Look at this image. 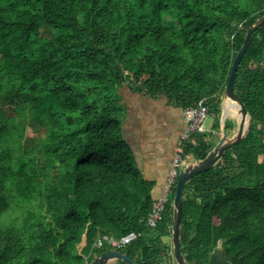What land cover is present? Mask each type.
<instances>
[{
    "label": "trees",
    "instance_id": "16d2710c",
    "mask_svg": "<svg viewBox=\"0 0 264 264\" xmlns=\"http://www.w3.org/2000/svg\"><path fill=\"white\" fill-rule=\"evenodd\" d=\"M262 15L264 0H0V264H90L113 251L97 237L129 232L140 236L117 251L135 264H176L164 241L175 184L146 227L153 182L123 137L117 89L181 110L205 98L220 112L232 61ZM233 89L250 124L184 185L188 264H209L218 244L229 264H264V23ZM234 127L224 121L225 135ZM214 146L193 133L182 156L201 160Z\"/></svg>",
    "mask_w": 264,
    "mask_h": 264
},
{
    "label": "crops",
    "instance_id": "0c3cea01",
    "mask_svg": "<svg viewBox=\"0 0 264 264\" xmlns=\"http://www.w3.org/2000/svg\"><path fill=\"white\" fill-rule=\"evenodd\" d=\"M120 93L128 95V107L122 103L125 109L122 121L123 137H126L125 140L133 151L136 167L144 178L153 182L151 195L153 199H157L164 190L168 173L172 168L175 145L185 130L186 122L182 110L171 106L163 96H159V99L150 98L145 94L133 92L126 85L121 88ZM142 123L146 124V128L148 127L147 131ZM222 129L211 127L214 133L210 138L215 144L222 135H225L221 133ZM150 130L153 134L158 133L154 134V137L159 142L152 143L148 135ZM172 131L175 132L174 138L167 145L165 141L170 138ZM159 138L165 141H160ZM166 147H169L167 154L162 156L160 153L167 149ZM213 262V264H227L225 257L213 259Z\"/></svg>",
    "mask_w": 264,
    "mask_h": 264
},
{
    "label": "water",
    "instance_id": "95a60500",
    "mask_svg": "<svg viewBox=\"0 0 264 264\" xmlns=\"http://www.w3.org/2000/svg\"><path fill=\"white\" fill-rule=\"evenodd\" d=\"M263 23H264V15L258 18L256 22H254L252 25H250L247 28L244 34L243 42L232 61L230 73L224 87L223 98L236 101L239 105V112L242 117L240 122L236 121L235 132L230 137H227L226 135H222L215 144V146L207 153V155L203 159L187 164L185 167L179 170L176 176L175 192L172 200V219H171V235H170L172 255L176 264H188L181 253L180 237H179L184 185L193 176L205 172L209 170L212 166H214V164L222 157L225 150L238 144L243 139L249 127L251 117L248 114L243 102L234 92L233 86H234V79L238 64L246 51L250 36ZM111 260H121L125 264H135V262L132 259H130L126 254L120 251H110L106 254H103L95 258L90 264H106Z\"/></svg>",
    "mask_w": 264,
    "mask_h": 264
},
{
    "label": "built area",
    "instance_id": "2783aa9c",
    "mask_svg": "<svg viewBox=\"0 0 264 264\" xmlns=\"http://www.w3.org/2000/svg\"><path fill=\"white\" fill-rule=\"evenodd\" d=\"M208 114L209 107L205 98L200 100L195 106L187 107L182 110L183 119L186 122L185 130L174 148L172 168L168 173L164 190L162 194L153 201L151 209L145 219L146 227L154 228L161 219L162 212L169 200L172 186L175 184L176 176L179 170H181L185 165L186 159L182 156L184 141H186L193 133L205 134L207 136L214 133L212 130L207 132L202 126V123ZM139 236L140 233L137 232H129L118 238L102 235L96 238L94 246L99 248L103 246V244H107L111 249H113V251H117L118 249H122L132 241L136 240Z\"/></svg>",
    "mask_w": 264,
    "mask_h": 264
},
{
    "label": "rangeland",
    "instance_id": "374dc122",
    "mask_svg": "<svg viewBox=\"0 0 264 264\" xmlns=\"http://www.w3.org/2000/svg\"><path fill=\"white\" fill-rule=\"evenodd\" d=\"M128 88H130V86L126 85ZM123 86H121L119 89H117V93L119 95V99L120 101L125 104L126 107H128V95H124L123 93H120V90ZM159 99V97L157 98ZM225 98H223L222 100V103L220 105V112H214V111H210L209 114L207 115V117L204 119L203 123H202V126L203 128L209 132L211 130V127H214L215 129H222L223 128V123L224 121H227V122H230L233 126H234V122H235V127L233 128V133L235 132L236 130V118L234 116H231V115H224V110H223V105L225 103ZM157 107V106H156ZM158 108V107H157ZM155 109V107H154ZM127 111V110H126ZM124 115H125V109L123 111ZM127 113V112H126ZM144 125V128H145V131H147L148 127L146 128V124L145 123H142ZM124 132V130H123ZM151 132V130H150ZM149 132V136L152 140V143H156V142H159V140L154 137V134H158V133H155L154 134L151 132ZM162 133V132H161ZM221 133L224 134V131L223 129L221 130ZM27 134L31 135L32 133L30 132V130L28 129L27 130ZM174 135H175V132L172 131L171 132V136H169L170 138L169 139H166L165 140H161L160 138V141H165L167 143V145H169V141H171L173 138H174ZM182 135V134H181ZM180 135V136H181ZM125 136V135H124ZM156 136V135H155ZM210 137V135H209ZM227 137H230V136H227ZM126 138V137H125ZM180 138V137H179ZM179 138H178V141H179ZM157 139V140H156ZM168 141V142H167ZM177 141V142H178ZM165 146V145H164ZM176 146V145H175ZM167 149L163 150L160 154L162 156H164L165 154H167V150L169 147H166ZM173 157H174V150H173ZM172 157V159H173ZM195 162V160H193L191 157H187V159L185 160V165L184 167L187 165V164H190V163H193ZM164 241L167 242V243H170V238H164ZM216 258H219V259H223L224 258V253H223V250L221 248V245L218 244V246L215 248L214 252L212 253L211 255V258H210V262L209 264H213V259L216 260ZM227 264H229L227 261H226ZM219 264V263H218Z\"/></svg>",
    "mask_w": 264,
    "mask_h": 264
},
{
    "label": "bare ground",
    "instance_id": "6f19581e",
    "mask_svg": "<svg viewBox=\"0 0 264 264\" xmlns=\"http://www.w3.org/2000/svg\"><path fill=\"white\" fill-rule=\"evenodd\" d=\"M223 110H224V115L234 116L238 122L241 121L242 117L239 112V105L236 101L226 99L223 105ZM246 120H247V117H246Z\"/></svg>",
    "mask_w": 264,
    "mask_h": 264
}]
</instances>
